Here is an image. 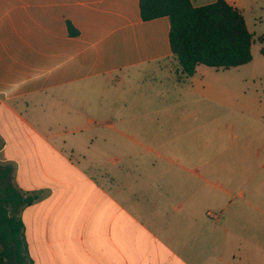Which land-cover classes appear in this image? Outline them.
<instances>
[{
  "label": "crops",
  "instance_id": "obj_1",
  "mask_svg": "<svg viewBox=\"0 0 264 264\" xmlns=\"http://www.w3.org/2000/svg\"><path fill=\"white\" fill-rule=\"evenodd\" d=\"M226 1L263 42L264 0ZM169 33L168 17L142 19L140 0H0V163L35 198L21 213L33 264H264L261 211L231 207L222 187L200 192V180H211L184 164L198 159L172 141L177 134L165 138L177 126L144 111L160 97L115 96L136 75L140 84L181 85ZM203 66L190 78L198 87ZM93 88L109 96L85 100ZM18 100L27 114L31 104H62L73 126L45 131L21 118ZM103 134L111 138L98 143ZM253 157L264 158V145ZM203 166L209 173L210 163ZM101 168L108 170L99 178L93 172Z\"/></svg>",
  "mask_w": 264,
  "mask_h": 264
},
{
  "label": "rangeland",
  "instance_id": "obj_2",
  "mask_svg": "<svg viewBox=\"0 0 264 264\" xmlns=\"http://www.w3.org/2000/svg\"><path fill=\"white\" fill-rule=\"evenodd\" d=\"M251 29L257 34L252 46L253 59L247 65L218 72L203 66L209 71L205 73L200 87L192 84L191 79L179 86L170 85L165 79L164 84L153 81L140 84L137 82L140 76L136 75L127 83L125 89L117 87L115 96L120 99L125 97L131 99V96L160 97V104L149 105L144 102V111L149 109L162 113L166 128L177 126V131L174 133L170 130L169 132L173 134H166L165 138L177 134L172 141L183 145L182 151L190 152L191 156H186L189 160L194 159V156L198 159L196 164L187 162L184 164L211 180L212 183H205L206 179L204 182L200 180V192L202 194H209L212 190L219 192L218 189H214L215 186L222 187L230 192L228 196L223 195V201L230 202L231 207L259 209L261 212H257L256 216L261 219L264 239V158L253 157L257 148L261 149L264 145V52H261V49H264V41L260 42L256 39L259 32L252 26ZM262 30L264 32V25ZM173 74L177 81L180 76L179 71L173 68ZM158 76L164 77L161 73ZM207 86L213 92L203 91L202 88ZM205 93H209L211 98L203 99L202 94ZM102 94L105 95L104 97L109 96L105 91ZM102 94L98 89L93 88L84 93V96H86L85 100L97 103L98 96ZM12 103L21 118L38 123L45 131L50 128L53 131H66L65 129H71L66 127L73 126L72 123L65 122L63 113L70 109L64 108L62 104L51 102L43 107L31 104L27 114L23 102L18 100ZM54 106L57 107L55 111ZM121 109L125 115V104ZM179 115L181 122L175 120ZM9 122L12 126H22L14 117H11ZM80 125L87 127L83 121ZM118 126L120 127V124ZM101 138L110 139L111 136L105 134L99 136L98 143H103ZM118 140L122 144L127 141L123 137H118ZM206 163L211 165L209 173L207 167L203 166ZM102 169L108 170L101 168L93 174L101 178ZM242 192L245 193L244 197L241 196ZM206 203L210 202L206 201Z\"/></svg>",
  "mask_w": 264,
  "mask_h": 264
},
{
  "label": "trees",
  "instance_id": "obj_3",
  "mask_svg": "<svg viewBox=\"0 0 264 264\" xmlns=\"http://www.w3.org/2000/svg\"><path fill=\"white\" fill-rule=\"evenodd\" d=\"M140 13L144 21L169 18L180 83L193 77L198 65L230 69L253 59V35L242 13L226 0L203 6H194L191 0H140ZM68 26L72 35L78 34L72 24ZM34 201L14 184L12 166L0 163V264H33L21 213Z\"/></svg>",
  "mask_w": 264,
  "mask_h": 264
}]
</instances>
